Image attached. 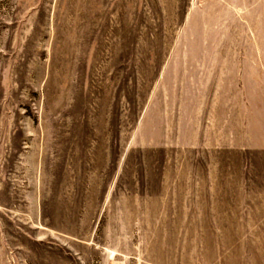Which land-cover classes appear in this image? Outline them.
Returning a JSON list of instances; mask_svg holds the SVG:
<instances>
[{"label": "rangeland", "instance_id": "obj_1", "mask_svg": "<svg viewBox=\"0 0 264 264\" xmlns=\"http://www.w3.org/2000/svg\"><path fill=\"white\" fill-rule=\"evenodd\" d=\"M0 264H264V0H0Z\"/></svg>", "mask_w": 264, "mask_h": 264}]
</instances>
